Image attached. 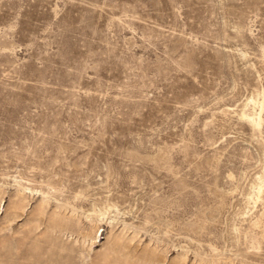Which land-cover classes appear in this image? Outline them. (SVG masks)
<instances>
[{"label": "rangeland", "instance_id": "rangeland-1", "mask_svg": "<svg viewBox=\"0 0 264 264\" xmlns=\"http://www.w3.org/2000/svg\"><path fill=\"white\" fill-rule=\"evenodd\" d=\"M257 92L264 0H0V264H264L239 214ZM13 177L35 191L10 219ZM106 199L132 227L84 217ZM59 213L79 230L46 228Z\"/></svg>", "mask_w": 264, "mask_h": 264}, {"label": "bare ground", "instance_id": "bare-ground-1", "mask_svg": "<svg viewBox=\"0 0 264 264\" xmlns=\"http://www.w3.org/2000/svg\"><path fill=\"white\" fill-rule=\"evenodd\" d=\"M238 52H239V56L240 57H242V58H245L246 57L245 52L240 51V50ZM263 111H264V94L261 93V92H257L256 95H251L246 100V102H244V104H243L240 112L238 113V116H239L240 119L246 120L250 124L251 129L254 132H259L260 133V128H261L262 121H263L262 120V113H263ZM263 156H264V154H263ZM263 163H264V160H263ZM12 183H13V186L15 187L16 194L14 196H15L16 199L13 200L12 205H11L13 211L10 213V219H15V217L18 216V212L17 211L18 210H21V208H22V202H21L22 199H20L21 196L24 195L23 198L26 199L27 197L25 196V193L35 191V189L33 190L32 188H30V187L22 184L23 182H21V179H18V178H15V177H13ZM36 192L39 193L42 196L41 200H46V199L50 198L48 196V192H45V191H42V190H39V191H36ZM246 200H247L248 206H247V208H246L245 211H241L239 214L243 217L242 220H245L244 217H246V216L249 217V219L247 220V222H248V228L255 231L250 236V240L248 241V246L246 247L248 253L250 254L252 251H250L249 249L254 250V249H256V247L259 248L260 247L261 240H262V238H264V206L256 214H254V215L250 214L251 213V209H253L256 206L257 203L264 202V165H263L262 171L259 172V174L256 175L255 181L251 184V186H250V192H248L247 195H246ZM24 201L25 200H23V202ZM58 206L60 208H62L63 206L65 208L68 207L65 204L64 205L58 204ZM39 208L42 210V208L40 206L38 207V209ZM43 209H44V207H43ZM73 210H74V207L71 206V211H73ZM85 212L86 213H84L85 214L84 217L86 219H92V216H95L96 218H99L100 221H101L102 218H105L107 216L108 221H106V222H108L107 224H110V225L114 221L121 220L119 216L120 215L122 216L124 214V212L121 213L117 209L116 204L110 202L107 199L104 201L102 207L97 208V207H95V206L92 205L91 208L89 210L85 211ZM110 214H112V215H110ZM75 221H72V219L70 217H65L64 215L62 216L61 213H59V214H57V215H55V216H53V217H51L49 219L48 225H47L46 228L50 229V231H52V232L53 231L62 232L64 230H66V229L69 230L71 228L73 230H76V229H78L77 226H76V228H73L72 227L73 223L75 225H77V222L78 221H76V223H75ZM121 224H122L123 227H128V226L129 227H132L131 224L126 223L123 219L121 220ZM30 230L32 231V228H30ZM73 230H72V232H73ZM234 230L237 231V228L234 227ZM25 235H27L26 232H25ZM49 235H50V232H49ZM257 235H259L260 237H257ZM45 237H47V236H45ZM54 237H56V235ZM94 237H90L91 241H92V239L94 241ZM259 238H261V240ZM234 240H235V243L238 244L239 243V240H240V236L238 234H235ZM48 242H49V246H53V247L55 246V249H57L56 244L54 243L55 242V238H52V237L49 236L48 237ZM118 242H119L118 241V238L113 239L111 241V243H110V247L111 248H110L109 252L110 251H114V252L116 251L117 246H118L117 245ZM209 247L213 251H217V249L214 246L209 245ZM35 248L36 247L33 246V249H35ZM32 256L33 255H32L31 252L30 253H22V255H21V259H22L21 262L22 263H20V264H28L26 262V260L28 259V257H32ZM104 256H105V259H106V255H104ZM19 258H20V256H19ZM101 260H104V259H101ZM104 261H102V264H103ZM116 261H119V260H116ZM116 263L118 264L119 262H116ZM10 264H18V263L16 261V262H12ZM120 264H122V263H120Z\"/></svg>", "mask_w": 264, "mask_h": 264}]
</instances>
